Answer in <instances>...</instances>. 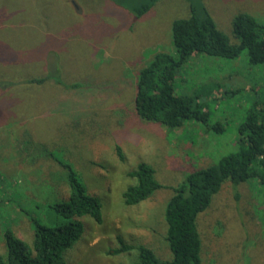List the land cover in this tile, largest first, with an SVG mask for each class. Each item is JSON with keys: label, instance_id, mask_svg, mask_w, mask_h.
<instances>
[{"label": "rangeland", "instance_id": "rangeland-1", "mask_svg": "<svg viewBox=\"0 0 264 264\" xmlns=\"http://www.w3.org/2000/svg\"><path fill=\"white\" fill-rule=\"evenodd\" d=\"M0 0V254L4 231L32 245L34 221L66 218L52 206L67 199L70 163L100 203L101 221L85 214L80 237L64 264H133L138 246L172 258L165 207L186 175L236 150L238 124L264 96V65L246 50L233 59L199 54L181 69V91L199 94L209 124L170 128L144 120L134 108L138 71L156 51L173 53L172 22L201 2L231 43L240 12L264 21V0ZM46 76L42 82L29 78ZM229 91V93H227ZM207 132H206V131ZM139 163L164 185L136 204L123 191L137 182ZM201 264H264V183L226 180L198 216ZM124 242L131 246L107 254Z\"/></svg>", "mask_w": 264, "mask_h": 264}, {"label": "trees", "instance_id": "trees-1", "mask_svg": "<svg viewBox=\"0 0 264 264\" xmlns=\"http://www.w3.org/2000/svg\"><path fill=\"white\" fill-rule=\"evenodd\" d=\"M153 2L146 0L131 6L130 10L140 16ZM189 10L188 17L172 22L174 52L156 51L138 71L133 99L135 112L142 119L165 127L179 128L186 121H194L205 125L207 131L220 132L224 126L220 122L208 123L209 114L198 101L199 94L181 91V69L190 58L199 54L233 59L243 50L247 51L251 63L264 65V21L246 12L237 13L232 20V30L239 41L234 44L217 27L204 3L191 2ZM45 79L46 76H37L28 80L42 82ZM237 128L236 150L223 155L216 163L189 172L172 187L173 194L165 207L166 239L172 258L161 260L151 248L140 245L137 247L138 260L133 264H201L203 244L197 220L210 205L213 195L226 180L235 184L250 179L264 183V96L255 97ZM58 162L66 170L69 190L66 200L57 201L52 206L66 221L49 226L33 219L32 245L17 237L11 229H6V252L0 254V264H64V250L82 233V224L77 218L89 214L97 222L101 221L98 199L86 192L70 163ZM154 172V168L146 163H139L129 172L137 182L123 191L125 204H136L164 187L156 180ZM129 249L131 246L122 242L120 246L107 250V254L115 255Z\"/></svg>", "mask_w": 264, "mask_h": 264}]
</instances>
